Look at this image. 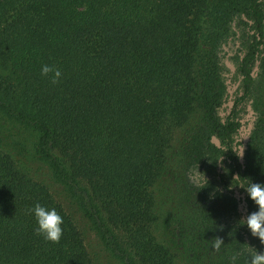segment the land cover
<instances>
[{
  "label": "trees",
  "instance_id": "1",
  "mask_svg": "<svg viewBox=\"0 0 264 264\" xmlns=\"http://www.w3.org/2000/svg\"><path fill=\"white\" fill-rule=\"evenodd\" d=\"M258 62L264 0H0V264H98L43 176L71 189L121 264H175L155 234L153 188L176 162L236 210L228 193L240 188L246 215L256 211L244 187L264 183L263 107L244 160L236 136ZM230 65L239 93L222 118ZM37 203L63 217L58 242L36 233ZM238 221L233 248L217 256L197 239L198 258L250 264L264 252Z\"/></svg>",
  "mask_w": 264,
  "mask_h": 264
},
{
  "label": "rangeland",
  "instance_id": "2",
  "mask_svg": "<svg viewBox=\"0 0 264 264\" xmlns=\"http://www.w3.org/2000/svg\"><path fill=\"white\" fill-rule=\"evenodd\" d=\"M230 68L232 72L227 75L226 80L227 95L220 110L222 118H225L239 93V80L235 77L234 69L231 65ZM253 73L256 79V87L252 98L241 108L240 129L236 136L237 142L240 143L237 149L239 150L243 147L244 150L243 160L246 145L250 140L257 120V107L264 108V69H262L261 62L257 63ZM213 142L218 146L220 145L216 137H213ZM219 161L223 162V158L220 157ZM26 162L23 159L21 165H26ZM42 178L56 199L75 221L98 264H121L117 257L101 245V239L97 236L92 221L82 209L80 200L71 189L50 175ZM209 182V178L204 182L196 174L186 173L182 165L176 162L173 164L172 172L160 177L153 188L157 204L159 203L160 205L158 213L160 220L156 226L155 234L158 241L170 248L174 254L175 264L207 263L202 259L208 258H204L205 256H199L198 258V253L196 254L194 241L197 239L204 243L201 249L212 248L214 252H217V256L221 247L217 249L212 246L216 237L222 239L223 242L221 244L224 242L227 243V246L229 244V247L225 246L226 249L233 248L236 242V237L233 235L236 220L237 218L241 220L247 216L242 203L243 194L240 188L231 187V193H228L229 196L232 195L238 202L236 210L234 203L225 201L222 198L221 192H225V190L221 189L217 183H213V186L212 184L208 186L207 183ZM197 199L202 202L199 207L194 204ZM182 203L184 204L182 205ZM193 209L195 210L193 212L196 221L194 223L186 222L181 213L192 211ZM208 219L211 221H207ZM245 230L247 231V229ZM212 234L215 235L214 238H210ZM204 238H206V241L210 240V245ZM245 239L247 242L250 241L248 236H245ZM206 253L210 255L211 251L204 252L205 255ZM226 264H230L229 259H226Z\"/></svg>",
  "mask_w": 264,
  "mask_h": 264
},
{
  "label": "clouds",
  "instance_id": "3",
  "mask_svg": "<svg viewBox=\"0 0 264 264\" xmlns=\"http://www.w3.org/2000/svg\"><path fill=\"white\" fill-rule=\"evenodd\" d=\"M50 73L52 74V83H57L61 77V71L55 66L42 65L41 75L48 76ZM243 154L244 150L242 147L236 155L239 158H243ZM244 188L249 199L257 206V210L249 213L246 218H242L238 223L240 226L246 225L251 235L259 238L261 243L264 244V183L251 182ZM32 211L37 223L36 233L42 235L46 240L58 242L63 234V217L58 211L55 208H48L39 203L35 204ZM222 242L221 238L216 237L212 246L218 249ZM250 264H264V252H253Z\"/></svg>",
  "mask_w": 264,
  "mask_h": 264
}]
</instances>
